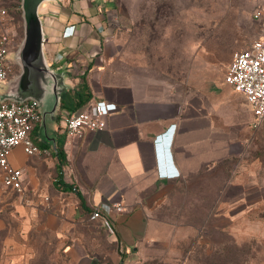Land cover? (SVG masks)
<instances>
[{"label": "crops", "instance_id": "obj_1", "mask_svg": "<svg viewBox=\"0 0 264 264\" xmlns=\"http://www.w3.org/2000/svg\"><path fill=\"white\" fill-rule=\"evenodd\" d=\"M90 4L91 0H68V9H51L44 16L40 5L44 50L53 68L65 70L68 89L77 88L83 80L88 83L92 96L81 107L90 108L98 99L113 101L117 107L106 116L104 128L66 136L62 117L71 105H61L60 100L48 124L49 137L40 124L33 128L34 141L52 148L48 162L55 176L48 188L40 190L28 178L27 169H37L29 162L33 155L20 146L12 149L10 163L26 168L24 182L30 179L38 194L29 203L5 188L0 179V230L9 232L10 239L11 231L24 239L33 226L57 228L83 222L103 202L120 201V210L106 212L112 230H104V242L110 247L90 242L85 233L73 235L67 243L71 264H127L148 239L158 238L156 224L164 225L162 237L170 240L182 233L183 243L176 249L185 253L190 241H204L195 232L198 216L188 210L189 183L195 182L199 192L205 172L215 166L227 171L239 161L249 141L246 125L251 127V110L244 95L225 79L230 111L205 104L198 95L156 88L114 70L111 58H104L107 45L103 48L98 38L105 28L97 27ZM65 26L74 33L63 36ZM57 144L63 148L62 161L56 154ZM259 192L264 196V183ZM196 194L192 203L197 212L203 204L202 194ZM2 207L13 211L18 227H12Z\"/></svg>", "mask_w": 264, "mask_h": 264}, {"label": "rangeland", "instance_id": "obj_2", "mask_svg": "<svg viewBox=\"0 0 264 264\" xmlns=\"http://www.w3.org/2000/svg\"><path fill=\"white\" fill-rule=\"evenodd\" d=\"M67 2L44 1L41 13L44 16L51 9H68ZM90 5L96 22L101 21L105 28L98 38L103 48L107 45V52L103 53L108 57L104 58H111L114 70L156 88L198 95L205 104L220 110H231L224 91L227 86L224 76L233 52L247 46L258 32L259 21L254 12L257 7L264 8L261 0H91ZM0 6L7 10L0 17V31L11 34V48L16 50L23 36L19 0H0ZM16 64L18 73L20 66ZM246 126L249 141L238 162L231 164L227 171L215 166L205 172L201 182L203 190L199 192H195L196 183L190 181L188 210L198 216L195 232L200 240H219L227 232H236V235L254 232L262 241L254 247L252 264H264V217L255 220L246 214L264 212V196L259 192V185L264 183V120L255 129L248 122ZM31 136L34 137L33 130ZM29 158L37 169L26 171L24 168L28 178L31 176L40 190L50 187L55 176L53 165L48 162L50 155ZM33 184L28 179L20 194L29 203L38 194ZM196 193L202 194L203 204L197 212L195 201L192 203ZM11 212L6 207L1 209L12 227H18V218ZM51 225L33 226L24 239L15 231H11L13 239H10L9 232L0 230V264H71L67 243L73 235L83 233L90 242L105 244L104 230L107 229L90 217L62 227ZM164 229V225L156 224L154 235L158 238L148 239L127 264H205L206 260L217 263L218 260L205 256L200 245L185 253L176 249L184 238L180 237L182 233L170 240L162 237ZM246 249L248 246L233 247L231 256L234 253L236 261L230 264H239L237 259L243 257Z\"/></svg>", "mask_w": 264, "mask_h": 264}, {"label": "built area", "instance_id": "obj_3", "mask_svg": "<svg viewBox=\"0 0 264 264\" xmlns=\"http://www.w3.org/2000/svg\"><path fill=\"white\" fill-rule=\"evenodd\" d=\"M7 14L0 6V17ZM259 21L257 35L243 48L233 52L224 76L225 81L241 92L252 113L251 128H257L264 120V8L254 12ZM98 28H103L101 21ZM74 29L65 26L62 35L70 36ZM11 34L0 31V82H6L17 74V62L12 58L15 52ZM117 107L113 101L96 100L90 108L79 107L68 110L62 117L61 127L66 136L81 135L84 129H102L106 126V116ZM41 109L35 98L23 100L5 98L0 100V179L6 188L22 194L25 189L24 170L10 163L12 149L20 146L28 155H49L51 146H42L31 136L33 128L40 124ZM121 202H103L90 213V218L98 219L108 230L112 226L106 212L121 209Z\"/></svg>", "mask_w": 264, "mask_h": 264}, {"label": "water", "instance_id": "obj_4", "mask_svg": "<svg viewBox=\"0 0 264 264\" xmlns=\"http://www.w3.org/2000/svg\"><path fill=\"white\" fill-rule=\"evenodd\" d=\"M44 1L50 0H20L23 36L12 54L20 70L1 84L0 100L35 98L42 114L40 126L49 137L48 124L56 114L61 94L70 84L65 79V70L53 68L47 60L44 50L45 33L39 13V7Z\"/></svg>", "mask_w": 264, "mask_h": 264}, {"label": "trees", "instance_id": "obj_5", "mask_svg": "<svg viewBox=\"0 0 264 264\" xmlns=\"http://www.w3.org/2000/svg\"><path fill=\"white\" fill-rule=\"evenodd\" d=\"M91 96V89L88 83L83 80L77 88L68 89L61 94V105H71L70 110L77 109L83 106L91 98ZM40 143L45 144L44 142ZM56 154L61 161L64 159V153L61 144H57ZM250 212H246V214L252 219L262 220V218L264 217V212H258V214L254 215H251ZM253 233L254 232L248 231L243 235H236V232H227L224 234V237H221V239L219 240H204L203 242L193 240L188 243V249L192 250L193 248H195V245H200L202 246V250L204 251L205 256L211 257L212 261L218 260L216 264H230L236 261V258H234L235 254L233 253V255L231 256L232 248L248 246V249L244 250L243 257L239 258L240 260L237 259V261H239V264H252L255 261V252L253 251L254 247H256V243L258 241H262L258 239L259 237ZM205 264L214 263H210L206 260Z\"/></svg>", "mask_w": 264, "mask_h": 264}]
</instances>
